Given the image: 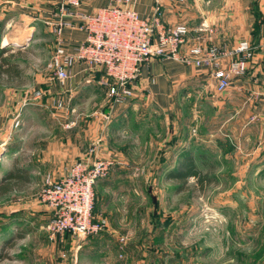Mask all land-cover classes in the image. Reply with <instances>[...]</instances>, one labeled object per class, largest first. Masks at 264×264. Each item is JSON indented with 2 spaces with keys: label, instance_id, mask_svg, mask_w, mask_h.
<instances>
[{
  "label": "rangeland",
  "instance_id": "374dc122",
  "mask_svg": "<svg viewBox=\"0 0 264 264\" xmlns=\"http://www.w3.org/2000/svg\"><path fill=\"white\" fill-rule=\"evenodd\" d=\"M47 1L0 0V45L21 49L16 60L23 69L21 85L0 87V178L14 163L30 172L27 156L17 161L9 153L19 133L27 144L59 125L53 119L46 128L38 116L12 125L22 98L52 78L55 36L42 11ZM200 33L194 39L223 45L220 37ZM198 85L203 94L177 99L174 107L172 100L167 109L143 101L108 123L114 135L107 146L117 163L93 187V214L107 226L79 246L68 245L65 257L64 244L46 230L42 181L32 178L0 195V264H264V115L236 95L212 94L204 80ZM82 116L90 118L72 114L62 130L86 127ZM93 140L85 138L86 149ZM187 152L203 170L214 165L215 184L200 190L190 177L189 189L175 192L165 175Z\"/></svg>",
  "mask_w": 264,
  "mask_h": 264
},
{
  "label": "crops",
  "instance_id": "0c3cea01",
  "mask_svg": "<svg viewBox=\"0 0 264 264\" xmlns=\"http://www.w3.org/2000/svg\"><path fill=\"white\" fill-rule=\"evenodd\" d=\"M130 1L141 17L148 18L152 15L154 0ZM108 3L114 1L89 0L83 2L80 9L92 12ZM46 4V7L42 8L45 18L50 16L55 7L51 0ZM161 10L162 21L166 25L183 22L189 27V38L192 42L197 36L195 30L205 24L212 29L210 37H220L223 45L228 48L240 41L249 44L252 55L246 72L233 78L228 89L220 94L231 97L236 95L243 101L242 106L248 104L257 107L260 111L256 114L264 115V0H186L184 3L163 0ZM64 33L70 46L84 38V33L76 29H65ZM200 34L206 36L209 33L205 31ZM100 77L101 73L88 72L84 70L83 65L75 64L72 75L63 83L55 82L51 77L46 78L42 96L35 98L32 94V97L28 98L31 100L28 102L31 107L26 106L28 100L22 98V106L16 113L18 126L20 123L25 124L26 116H38L47 121L46 128L52 126L49 122L53 119L59 124L47 132L38 131L41 136L37 133L33 138L34 142L27 144L19 133L16 137L18 142L16 141L9 150L10 156L17 161H22L21 158L27 156L23 161L29 167L31 179L43 182L47 174L55 179L62 177L76 159L84 156L87 136L94 139L99 137L100 154L110 156L113 151L108 149L107 140L113 137L114 129H109L108 123L120 121L122 116L131 113L138 105H142L143 101L147 103L152 100L158 108L167 109L172 100L174 107L177 99L179 101L185 96L190 97L192 93H198V96L203 94L204 91L198 85L202 80L208 84L207 88L212 94L216 93L215 81L208 69L185 65L169 58H152L142 65L132 83L133 95L123 103L110 101L107 90L97 82ZM86 89H95L96 92L90 93ZM56 100L63 102V108L55 107ZM75 100L80 101V105L84 107L73 106L70 102ZM72 114L90 118L80 117L79 122L83 119L87 126L74 127L67 133L62 130L65 126L63 122ZM29 133L28 139L31 137Z\"/></svg>",
  "mask_w": 264,
  "mask_h": 264
},
{
  "label": "built area",
  "instance_id": "2783aa9c",
  "mask_svg": "<svg viewBox=\"0 0 264 264\" xmlns=\"http://www.w3.org/2000/svg\"><path fill=\"white\" fill-rule=\"evenodd\" d=\"M89 0H51L55 6L45 19L55 36V45L49 66L52 78L63 83L72 75L75 64L84 66L88 72H99L98 84L103 86L113 103H123L133 95L132 83L140 68L152 58H169L185 65L208 69L215 81L214 89L222 93L228 89L233 78L242 76L251 58V48L240 41L231 48L216 43L204 44L190 41L189 27L183 23L166 25L162 21V2L154 0L153 13L143 18L130 0H113L92 12L80 9ZM184 3L186 0H169ZM65 29L84 33L81 41L68 45ZM212 29L202 24L195 32ZM41 89L33 91L39 98ZM55 107L63 108L61 100ZM19 120L13 118L17 127ZM100 138L94 139L83 157L76 159L66 173L58 178L50 174L44 177L39 191L40 202L50 212L46 223L48 234L58 244H64L65 235L71 244H77L88 236L103 231L107 223L93 214V187L105 178L117 163L111 156L99 151ZM123 243L124 237L120 238ZM61 256H66L64 246Z\"/></svg>",
  "mask_w": 264,
  "mask_h": 264
},
{
  "label": "trees",
  "instance_id": "16d2710c",
  "mask_svg": "<svg viewBox=\"0 0 264 264\" xmlns=\"http://www.w3.org/2000/svg\"><path fill=\"white\" fill-rule=\"evenodd\" d=\"M20 53L21 49L15 48L14 50V47L0 45V87H16L22 84L23 69L16 60ZM214 171L215 167L212 164L206 170L201 169L196 164L192 153L187 152L179 158L173 168L167 171L165 177L174 183L175 192L188 190L187 181L190 177L195 179V187L204 190L206 186L217 182ZM30 181L28 170L14 163L12 168L8 169L0 178V195L21 189L24 184L30 183ZM70 244L69 236L66 234L64 248Z\"/></svg>",
  "mask_w": 264,
  "mask_h": 264
}]
</instances>
